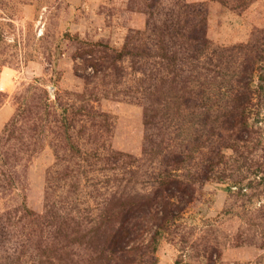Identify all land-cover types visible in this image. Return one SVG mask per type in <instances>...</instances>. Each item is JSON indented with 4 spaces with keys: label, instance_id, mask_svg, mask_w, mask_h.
<instances>
[{
    "label": "rangeland",
    "instance_id": "374dc122",
    "mask_svg": "<svg viewBox=\"0 0 264 264\" xmlns=\"http://www.w3.org/2000/svg\"><path fill=\"white\" fill-rule=\"evenodd\" d=\"M165 26L211 51L169 38L160 66ZM179 153L188 189L159 228ZM144 195L137 251L101 259L99 216ZM50 242L64 264H264V0H0V264Z\"/></svg>",
    "mask_w": 264,
    "mask_h": 264
},
{
    "label": "trees",
    "instance_id": "16d2710c",
    "mask_svg": "<svg viewBox=\"0 0 264 264\" xmlns=\"http://www.w3.org/2000/svg\"><path fill=\"white\" fill-rule=\"evenodd\" d=\"M186 10H188V17H195L197 19H200V17L202 18V16L205 15L204 10H197L194 8H190V9L188 8ZM205 22H206V16L203 21L200 20L199 24L203 23L204 25ZM200 33H203V36L200 37L199 35ZM169 38L171 39V41L173 39L176 41L177 40L183 41L182 47L184 48V45L187 47V49L185 50L186 52H188V43L190 41L195 43L200 42L202 48H205L207 52L211 51V44L207 40L206 29L201 30V32H197L196 29H192L191 31H188L186 35L185 32L182 33V30H177L176 33H172L170 28L165 26L164 29L160 28L158 49L160 51L159 58L161 59L160 66L165 67L166 69H169L171 66L173 69L176 68L178 62V57L176 53H174L173 56L170 55L169 44L167 42V39ZM195 45L197 47V44ZM171 83L175 84L176 80L173 79ZM184 92L185 94L188 95L185 87H184ZM180 100H182V103L184 105H187L188 98H186L185 96L183 98H178L177 96L175 102L178 103ZM151 119H153V114L150 111V113L148 114V122ZM236 119H237L236 121L242 125L246 123L247 120L246 107L243 108L241 113L239 112V115L236 117ZM186 157L184 156V154L179 153L167 160L168 161L167 163L171 164L170 170L166 172L167 173L166 176L164 177V179L161 180L159 185L161 192H170V194L168 195L169 198H167L162 203L163 212H162V219L159 224V228L169 227L170 226L169 223L173 218L172 208L175 206V204L173 203L174 200L173 196H175V194H173V189H175L178 193H184L188 189V185L181 180L180 176L176 174L177 171H180L181 169L180 167H184L185 164L187 163ZM217 158H219L220 160L222 156H218ZM220 165H221L220 161L215 162V159L210 160L207 162V170H209V173L211 171L213 172L215 171V168ZM154 203L155 201H152L150 197L145 195L133 201H125V202L117 201L112 206L107 208L106 211L102 213V215L99 216L98 218L99 221L105 225L107 223V225L109 226L107 230L108 234L105 237V241L101 246V250H100L101 259L105 254H107L110 256L111 262H118L124 260L126 258L125 256L129 257L132 253H135L137 251V249L135 248L128 247L135 240V238H133L135 234L134 228L137 226V222H138L137 220L139 219V222L141 220L140 219L141 213L145 212L148 209L153 208ZM26 213L28 214L29 218H32V214H29V212ZM157 235L158 232L155 233L153 239L156 240ZM58 247L59 244L50 242V243H45L44 246L40 247L39 249L38 248L35 249L36 254H38L36 255V258H38L36 264L66 263L67 260L65 261L63 255L59 254Z\"/></svg>",
    "mask_w": 264,
    "mask_h": 264
}]
</instances>
